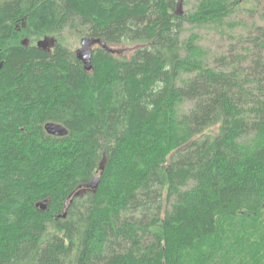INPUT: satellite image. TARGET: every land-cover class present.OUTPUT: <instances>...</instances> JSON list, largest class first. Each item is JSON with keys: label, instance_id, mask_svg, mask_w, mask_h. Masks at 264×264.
<instances>
[{"label": "trees", "instance_id": "1", "mask_svg": "<svg viewBox=\"0 0 264 264\" xmlns=\"http://www.w3.org/2000/svg\"><path fill=\"white\" fill-rule=\"evenodd\" d=\"M180 1L0 0V264H264V0Z\"/></svg>", "mask_w": 264, "mask_h": 264}, {"label": "rangeland", "instance_id": "2", "mask_svg": "<svg viewBox=\"0 0 264 264\" xmlns=\"http://www.w3.org/2000/svg\"><path fill=\"white\" fill-rule=\"evenodd\" d=\"M188 0L180 1V13L186 12L189 7H188ZM260 12L264 13V4L260 6V10L257 9L256 13H248L243 11L238 18L235 19V21H241L242 23L246 24V27H241V30H239L238 35L245 34L247 30L250 28L251 23H254V21H257V23H262L261 21V16ZM22 27V25H21ZM26 27L25 24H23V27L21 28V32L24 30ZM20 28V27H19ZM240 29V28H239ZM189 30L192 31L191 27H189ZM197 34L200 36V43L201 45L208 51L209 55L211 56V59H216L219 56L226 55L228 52L231 50L232 46L239 45V39L234 40L232 35H235L234 32H228V35H224L221 32H218L214 30L211 27H202V28H196L194 30ZM84 37L79 35L75 31H67L60 35L59 37H46V38H41L39 40H36L34 44H39L40 42L46 40V48L51 49L53 48L59 40H62L63 43L71 50H73L75 53L77 52L78 49L81 48L82 45V39ZM33 38H23V42L26 44L31 45ZM105 48L108 49L111 53H113L116 56L119 57H126L130 56L132 52L137 48L138 45H106ZM103 47L101 44H96L94 45L93 52L96 51L98 48ZM190 107V104L186 106L188 109ZM48 202L46 201H40L37 203V207L40 204H44ZM40 208V207H38Z\"/></svg>", "mask_w": 264, "mask_h": 264}, {"label": "water", "instance_id": "3", "mask_svg": "<svg viewBox=\"0 0 264 264\" xmlns=\"http://www.w3.org/2000/svg\"><path fill=\"white\" fill-rule=\"evenodd\" d=\"M47 44V41L44 40L38 44L41 48H44ZM96 44H101L103 47L105 46V43H103L100 40L91 39V38H83L82 39V45L81 48L77 50L76 56L77 58L84 64L85 69L87 71L92 70V58H93V46ZM45 129L49 135L55 136V137H66L69 134V130L62 124L49 122L45 125ZM101 178L99 175L95 176L93 180L88 183L84 188L79 189L75 196H81L84 195L87 192L93 191L96 192L100 186ZM47 203L40 204L38 207L43 211L47 209ZM66 216V211H64L63 217Z\"/></svg>", "mask_w": 264, "mask_h": 264}]
</instances>
